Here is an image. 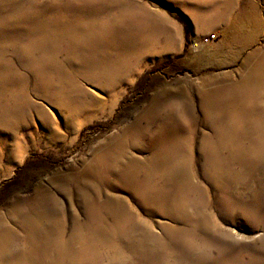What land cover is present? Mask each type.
<instances>
[{
	"label": "rangeland",
	"instance_id": "obj_1",
	"mask_svg": "<svg viewBox=\"0 0 264 264\" xmlns=\"http://www.w3.org/2000/svg\"><path fill=\"white\" fill-rule=\"evenodd\" d=\"M222 2L0 0V264H264V0L237 50Z\"/></svg>",
	"mask_w": 264,
	"mask_h": 264
},
{
	"label": "bare ground",
	"instance_id": "obj_2",
	"mask_svg": "<svg viewBox=\"0 0 264 264\" xmlns=\"http://www.w3.org/2000/svg\"><path fill=\"white\" fill-rule=\"evenodd\" d=\"M262 77V76H261ZM261 77H257V76H253V77H248L245 79L244 84H245V90L248 92H250L252 94V97H255V99L259 98V94L263 92L262 87L260 86V82H261ZM234 164H244L242 161H220V160H213V161H208L206 163V165H210L207 166V174L210 175L212 178L214 177V172H216L214 170V167L211 166H233ZM190 177V175H189ZM218 182H222L221 180H218ZM193 187H195L194 185H192ZM199 200L197 201V207H196V216L198 217V222L200 226H203V229L205 231H207V233H209L212 236L216 237V234H219L220 231L217 229L216 224L214 222V218H213V213L212 211H210V207H211V200L209 199V196L207 194L206 190H203L202 193L199 196ZM228 202V200L224 201L223 199H220L219 204H226ZM227 210V209H226ZM190 208L187 206V212L190 213ZM20 213V211H19ZM20 216V215H19ZM20 217H22V222H25L27 225L29 223L34 224L33 227L30 226L29 229L32 233L37 234V228H36V219L35 218H31V216H29L27 213H23ZM31 218V219H30ZM33 221V222H32ZM139 221H135L134 226H138ZM149 231V230H148ZM218 231V232H217ZM8 233V231H7ZM7 233L5 236H7ZM61 233H63L61 231ZM193 233V232H191ZM146 234V233H145ZM148 236H152V235H147ZM153 237V236H152ZM154 238V237H153ZM31 239V238H29ZM73 244V241H72Z\"/></svg>",
	"mask_w": 264,
	"mask_h": 264
},
{
	"label": "crops",
	"instance_id": "obj_3",
	"mask_svg": "<svg viewBox=\"0 0 264 264\" xmlns=\"http://www.w3.org/2000/svg\"><path fill=\"white\" fill-rule=\"evenodd\" d=\"M234 3H236L235 0H223V2H222L223 5H222L221 9L217 8L218 10L216 9V12L214 15H218L217 18L220 20V23L222 25V29H224V30H222V36L224 38L220 42L221 45L224 46L227 44L228 45L234 44V47H232V49L237 50L238 48L236 46H237L238 42H236V40H235V39H237L236 38L237 35H243L244 36L245 34H248V33H244V28L242 27V25L240 27H236L234 24H231V22H230V24H229V22H226V21H228L227 17L229 18L228 15H230V13L234 10V8H236V4H234ZM246 13L247 12L244 9L241 11L240 15L242 16V15H245ZM240 18H244V17L242 16ZM229 20L232 21L233 19L230 17ZM231 38L235 41L231 42ZM230 49H231V47H230Z\"/></svg>",
	"mask_w": 264,
	"mask_h": 264
},
{
	"label": "built area",
	"instance_id": "obj_4",
	"mask_svg": "<svg viewBox=\"0 0 264 264\" xmlns=\"http://www.w3.org/2000/svg\"><path fill=\"white\" fill-rule=\"evenodd\" d=\"M217 38V34H209L203 37L202 42L203 43H210L212 41H214Z\"/></svg>",
	"mask_w": 264,
	"mask_h": 264
}]
</instances>
